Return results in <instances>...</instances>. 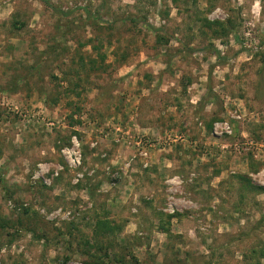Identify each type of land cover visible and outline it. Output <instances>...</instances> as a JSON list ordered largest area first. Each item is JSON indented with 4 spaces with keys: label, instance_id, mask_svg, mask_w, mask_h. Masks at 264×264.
<instances>
[{
    "label": "rangeland",
    "instance_id": "374dc122",
    "mask_svg": "<svg viewBox=\"0 0 264 264\" xmlns=\"http://www.w3.org/2000/svg\"><path fill=\"white\" fill-rule=\"evenodd\" d=\"M95 261L264 264V0H0V264Z\"/></svg>",
    "mask_w": 264,
    "mask_h": 264
},
{
    "label": "built area",
    "instance_id": "2783aa9c",
    "mask_svg": "<svg viewBox=\"0 0 264 264\" xmlns=\"http://www.w3.org/2000/svg\"><path fill=\"white\" fill-rule=\"evenodd\" d=\"M63 153L66 157V160L68 163L74 167H78L82 163V154L80 151V142L77 139L76 136L72 138V146L71 147H66L63 149ZM62 169V168H60ZM60 170L57 169L54 173L55 176H59ZM44 182L50 184L51 179H48L47 177H43Z\"/></svg>",
    "mask_w": 264,
    "mask_h": 264
},
{
    "label": "trees",
    "instance_id": "16d2710c",
    "mask_svg": "<svg viewBox=\"0 0 264 264\" xmlns=\"http://www.w3.org/2000/svg\"><path fill=\"white\" fill-rule=\"evenodd\" d=\"M254 188L255 189H263L262 187H260V186H254ZM88 264H98V262L97 261H95V262H88Z\"/></svg>",
    "mask_w": 264,
    "mask_h": 264
}]
</instances>
